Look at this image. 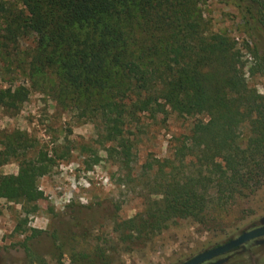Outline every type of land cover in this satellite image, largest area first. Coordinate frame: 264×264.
Returning a JSON list of instances; mask_svg holds the SVG:
<instances>
[{"label": "trees", "instance_id": "obj_1", "mask_svg": "<svg viewBox=\"0 0 264 264\" xmlns=\"http://www.w3.org/2000/svg\"><path fill=\"white\" fill-rule=\"evenodd\" d=\"M234 1L260 53L258 71L264 74V0ZM23 2L24 34H34L36 41L31 72L37 77L55 75V90L71 95L77 107L98 111L106 140L115 143L106 150L110 156H120L125 167L132 161L131 142L123 135L126 117L166 113L168 107L180 116L206 117L193 123L189 136L180 137L184 139L174 159L166 160L170 165L158 161L143 212L117 223L127 249L146 245L175 218L205 224L210 209L221 211L231 200L262 185L264 95L249 85L237 41L226 34L200 32L199 24L187 16L186 1ZM244 48L251 49L250 44ZM23 91L0 90V106L8 110L17 106L27 95ZM245 123L250 136L242 147L239 130ZM26 136L17 133V142L0 150V166L15 156L20 159L18 173L0 174V198L35 213L44 197L39 179L55 160L47 152L32 159L24 156ZM153 167L148 164V169ZM42 233L34 228L31 235ZM22 245L29 251L27 242ZM73 260L109 263L108 256L97 251L74 254Z\"/></svg>", "mask_w": 264, "mask_h": 264}, {"label": "rangeland", "instance_id": "obj_2", "mask_svg": "<svg viewBox=\"0 0 264 264\" xmlns=\"http://www.w3.org/2000/svg\"><path fill=\"white\" fill-rule=\"evenodd\" d=\"M183 1L188 18L199 24L200 32L226 34L237 41L248 83L264 95V74L257 66L260 53L255 51L235 1ZM26 13L23 0H0V90L22 89L27 94L12 109L0 106V150L6 143L17 142L16 134L23 132L27 134L24 156L32 159L47 152L55 161L39 179L44 197L35 213L0 198V264H79L74 254L94 251L104 252L107 264H180L262 224L264 179L255 192L231 200L225 209H210L207 223L175 218L146 245L127 249L117 223L143 212L158 161L170 165L184 139L180 137L189 136L193 123L206 117L180 116L169 107L166 113L126 117L123 135L131 142L132 161L125 167L120 156H110L106 150L115 143L106 140L98 111L77 107L71 95L55 90V75L37 77L31 72L36 41L34 34H24ZM246 42L251 49L244 48ZM251 68H257L255 73ZM249 136L245 123L239 130L242 147L247 146ZM19 160L15 156L1 165L0 174L18 173ZM176 166L184 169L178 161ZM34 228L44 233L32 237ZM220 259V264H264V243L249 241L211 261Z\"/></svg>", "mask_w": 264, "mask_h": 264}, {"label": "water", "instance_id": "obj_3", "mask_svg": "<svg viewBox=\"0 0 264 264\" xmlns=\"http://www.w3.org/2000/svg\"><path fill=\"white\" fill-rule=\"evenodd\" d=\"M262 224L258 227L245 231L238 235L237 237L212 247L210 249L204 250L192 258L180 263V264H203L208 261L214 260L218 258V256H223L231 251L239 248L240 246L244 245L245 243L255 240L257 243L262 244L264 243V216L261 219ZM259 237H262L258 239ZM216 257V258H215ZM222 259L217 260L215 263L220 264L222 263Z\"/></svg>", "mask_w": 264, "mask_h": 264}, {"label": "bare ground", "instance_id": "obj_4", "mask_svg": "<svg viewBox=\"0 0 264 264\" xmlns=\"http://www.w3.org/2000/svg\"><path fill=\"white\" fill-rule=\"evenodd\" d=\"M260 238H262V237H259L258 239H260ZM219 257V256H218ZM216 258V257H215Z\"/></svg>", "mask_w": 264, "mask_h": 264}]
</instances>
